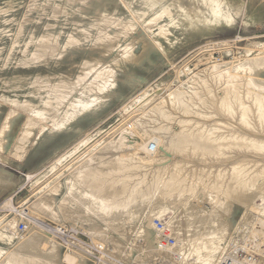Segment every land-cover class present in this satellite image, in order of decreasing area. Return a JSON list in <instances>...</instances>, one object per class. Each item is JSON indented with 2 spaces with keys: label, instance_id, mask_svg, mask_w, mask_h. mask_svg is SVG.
Masks as SVG:
<instances>
[{
  "label": "bare ground",
  "instance_id": "1",
  "mask_svg": "<svg viewBox=\"0 0 264 264\" xmlns=\"http://www.w3.org/2000/svg\"><path fill=\"white\" fill-rule=\"evenodd\" d=\"M19 1L0 5L4 165L37 138L79 137L78 123L127 99L119 85L146 82L136 69L171 64L187 29L230 21L219 0H116L113 10L107 0H32L19 23ZM205 53L203 69L176 68L132 97L126 111H144L138 121L123 130L120 116L114 136L59 156L27 207L13 204L16 181L0 167V264H223L240 253L242 264H264V41L220 64ZM70 227L89 244L65 237Z\"/></svg>",
  "mask_w": 264,
  "mask_h": 264
},
{
  "label": "rangeland",
  "instance_id": "2",
  "mask_svg": "<svg viewBox=\"0 0 264 264\" xmlns=\"http://www.w3.org/2000/svg\"><path fill=\"white\" fill-rule=\"evenodd\" d=\"M4 1L6 0H0V5L3 4ZM19 2L22 3L21 11L23 12L19 21V23H21L26 18L32 0H20ZM107 2L109 8L113 10L115 8L116 0H107ZM181 2L190 6L188 0H181ZM219 2L222 5V9L227 11V18L230 19L229 22L224 21L222 27H205L200 25L195 29H187L181 35V42L174 47L170 54V60L172 63L159 64L158 66H153L149 69H136L135 73L140 77L146 78V82L133 92L130 91L126 85H119L118 90L121 93L128 95L127 99L121 102L111 103L108 108L103 109L99 114V121L95 120L93 117H89L78 123V126L81 127L83 131L79 137L75 136L71 138V133L68 131H62L53 137L55 138L54 140L53 138L50 139L52 140V144L49 140L50 143L48 142L47 144L46 142L45 144L47 145L44 144L42 146L41 141L37 138L30 144L29 151L24 156V160L20 161L11 158L13 163L8 165L0 164V167L10 172L16 181L15 188L17 192L14 193L15 189L10 192V194L14 193L11 197L13 204L27 207V203L22 204V199L32 197V186L41 177L51 171L59 156L65 155L66 157H69L73 146L80 140L85 139L86 141L91 142L101 136L104 137V139H109L111 136H114L111 129L119 124L120 116L124 117V121L121 122V129L123 130L128 128L132 123L138 121L145 114L144 111L137 115L131 111H126V106L132 101V97L138 95V93L141 95V91L153 88L164 82V80L172 79L173 72L175 71L174 69L185 66L184 70L187 71V73H190L191 71H199L203 69V65L207 62L206 58H200L202 51L207 52L205 53L207 55L211 52L215 61L220 64L223 62L222 60L229 59L228 51L230 49L242 50V48L253 39L264 41V4L262 1L219 0ZM32 15H34L33 17L37 16L34 12L29 16L32 17ZM42 16L40 23H51V21H54L53 18H46L44 14H42ZM32 26H35V23ZM174 85H177V83L174 82ZM169 91V89H165L161 94H168ZM2 94L3 91L0 89V97ZM4 109L6 110V108ZM21 122L22 120H18L16 123L12 132L13 137L18 132ZM64 136L65 138L67 137L68 140L64 139ZM61 141L69 142L62 143ZM28 175H31V178H28ZM6 197L7 195H1L0 203H2ZM239 217L240 215H238V219ZM7 219L8 217L5 216L4 211L0 208V225L7 221ZM42 221L36 222L40 226L42 225L45 229H49L50 227L48 225H52L49 221ZM159 222L160 221H155L154 224L157 226ZM160 223L162 224V222ZM63 232L65 237L66 235L69 237L74 236L73 238L78 239L80 242L84 241L85 244H89L88 242H90L89 236H87L86 233H83L84 231L75 232L73 228L70 227ZM72 242L75 241L72 239ZM169 242L173 243L171 240Z\"/></svg>",
  "mask_w": 264,
  "mask_h": 264
},
{
  "label": "built area",
  "instance_id": "3",
  "mask_svg": "<svg viewBox=\"0 0 264 264\" xmlns=\"http://www.w3.org/2000/svg\"><path fill=\"white\" fill-rule=\"evenodd\" d=\"M155 149H156V146H155V145L150 146V150H151V151H154ZM157 228H158V229H162V228H163V225L159 222V223L157 224ZM241 256H242V254L240 253V256L237 257V258L235 259V261H232V262H224L223 264H242V260L240 259Z\"/></svg>",
  "mask_w": 264,
  "mask_h": 264
}]
</instances>
